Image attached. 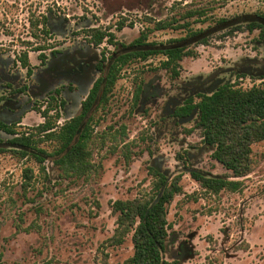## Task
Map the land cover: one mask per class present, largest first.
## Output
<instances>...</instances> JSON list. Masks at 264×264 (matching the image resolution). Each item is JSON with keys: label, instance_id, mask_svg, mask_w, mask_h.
Wrapping results in <instances>:
<instances>
[{"label": "rangeland", "instance_id": "rangeland-1", "mask_svg": "<svg viewBox=\"0 0 264 264\" xmlns=\"http://www.w3.org/2000/svg\"><path fill=\"white\" fill-rule=\"evenodd\" d=\"M188 10L205 12L204 23L190 25L194 32L220 19L264 14V0H0V58L20 77L26 69L36 72L50 54L73 50L90 49L107 64L153 26L150 20L179 19ZM120 20L125 26L117 31ZM245 24L189 45L195 57L182 59L176 78L159 68V55L121 67L108 100L91 112L90 167L83 175L62 173L51 158L36 163L31 153L50 154L60 145L35 130L45 122L44 111L28 109L14 133L32 134L35 149L23 157L19 149L0 150V264H125L133 253L131 235L119 246L109 242L116 227L111 204L149 197L154 168L169 184L179 178L181 189L167 206L165 264H264V141L252 145L251 172L239 179V192L204 193L191 174L222 178L228 172L202 142L197 113L173 116L187 98L221 85L264 84V34L248 32ZM94 29L111 32L114 45H90ZM187 35L184 29L155 31L148 42ZM23 54L28 68L18 61ZM56 105L52 100L47 116L56 115ZM57 114L55 131L65 122ZM25 169L32 170L29 180L22 177Z\"/></svg>", "mask_w": 264, "mask_h": 264}, {"label": "trees", "instance_id": "trees-1", "mask_svg": "<svg viewBox=\"0 0 264 264\" xmlns=\"http://www.w3.org/2000/svg\"><path fill=\"white\" fill-rule=\"evenodd\" d=\"M204 10H188L179 19L150 20L152 27H145L139 36L129 46L107 58L106 71L90 90L83 103L80 115L65 121L56 131L59 114L47 116L49 110L41 113L45 118L44 124L35 130L47 134L48 139L59 143V148L53 153L43 151L31 153L36 163L41 164L44 159L51 158L52 163L64 174L83 175L90 167V153L87 150L91 139V112L93 108L108 100L118 73L124 65L133 60H146L151 56H162L159 68L170 72L172 78L179 76V65L184 57H195L188 49L194 43L205 44L215 32L227 29L228 32L237 30L242 20H246L245 29L248 32L259 30L260 37L264 34V14H254L239 17L234 20L220 19L215 27L192 31L189 27L194 22L206 21ZM195 18L192 22L189 19ZM204 18V19H203ZM182 21V22H181ZM43 23V22H42ZM44 25V23H43ZM133 23H129L132 27ZM125 21H118L114 27L121 31ZM236 27V28H235ZM45 29V26L43 27ZM186 30V38L169 40L164 44L148 42V37L155 31ZM88 43L99 46L103 42L114 45L115 37L108 30L94 29L90 31ZM18 61L21 66L28 68L27 55L23 54ZM106 61L102 57V62ZM140 87L134 93V104L138 102ZM196 99V100H195ZM193 112L198 115V126L201 129L202 142L213 148L211 158L228 172L222 178L205 177L191 174L192 179L204 193L218 195L222 191L239 192L243 186L240 178L251 172L252 145L264 141V84L242 89L236 84H224L210 94H198L187 98L176 107L173 116L178 119L189 117ZM2 127V125H0ZM49 133H46L48 132ZM10 135L13 132H8ZM21 135L13 140L19 148L20 156L28 155L29 149H35V140ZM43 171V168H40ZM154 181L151 195L147 198L139 197L133 200H116L111 204V211L116 215V227L109 240L111 245L119 246L124 239L131 235L133 253L125 264H165L161 252L167 238L169 223L166 219L167 206L173 197L180 193L177 178L168 183L167 178L156 168L151 169ZM32 170H23L22 177L31 179Z\"/></svg>", "mask_w": 264, "mask_h": 264}, {"label": "flooded vegetation", "instance_id": "flooded-vegetation-1", "mask_svg": "<svg viewBox=\"0 0 264 264\" xmlns=\"http://www.w3.org/2000/svg\"><path fill=\"white\" fill-rule=\"evenodd\" d=\"M40 64L36 72L26 69L24 77H20L13 71L11 61L0 58V150L17 149L13 140L20 135L14 133V127L28 109L38 106L46 111L55 100L53 111L60 112L65 121L80 115L94 83L107 70V64L90 49L50 54Z\"/></svg>", "mask_w": 264, "mask_h": 264}, {"label": "crops", "instance_id": "crops-1", "mask_svg": "<svg viewBox=\"0 0 264 264\" xmlns=\"http://www.w3.org/2000/svg\"><path fill=\"white\" fill-rule=\"evenodd\" d=\"M29 113H30V112H27L26 114H29ZM26 114H25V115H26Z\"/></svg>", "mask_w": 264, "mask_h": 264}, {"label": "water", "instance_id": "water-1", "mask_svg": "<svg viewBox=\"0 0 264 264\" xmlns=\"http://www.w3.org/2000/svg\"><path fill=\"white\" fill-rule=\"evenodd\" d=\"M17 149H19V148H17Z\"/></svg>", "mask_w": 264, "mask_h": 264}]
</instances>
